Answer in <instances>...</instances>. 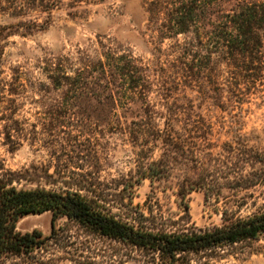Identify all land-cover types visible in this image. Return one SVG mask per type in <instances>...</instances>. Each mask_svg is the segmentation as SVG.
<instances>
[{"label":"rangeland","instance_id":"1","mask_svg":"<svg viewBox=\"0 0 264 264\" xmlns=\"http://www.w3.org/2000/svg\"><path fill=\"white\" fill-rule=\"evenodd\" d=\"M148 1L61 0L52 10L34 7L24 16L15 15L12 4L0 7V175L22 174L15 185L24 189L75 190L80 181L82 193L102 190L114 206L132 201L146 212L151 208L177 220L173 230L213 228L264 211V178L249 186L261 167L252 169L245 162L249 149L264 150V77L256 88L241 81L245 95L236 97L232 68L214 57L197 83H185L173 74L178 64L169 55L170 41L162 46L149 30ZM46 22L45 29L33 27ZM100 40L150 66L155 83L150 102L161 113L155 119L161 129L171 116L176 130L185 134L187 128L193 136L186 147L194 148L196 156L220 168L228 162L229 169L223 168L226 173H220L208 193L195 190L182 201L179 183L197 172L195 163L182 157L166 178L144 179L130 187L146 164L164 152L150 137L136 141L131 135L136 129L132 121L143 116L141 102L128 111L119 109L118 118L108 124L99 100L75 99L67 88L52 84L50 74L61 57L75 58L80 50L95 56ZM146 130L152 133V125ZM183 215L185 220L179 221ZM17 227L48 235L51 214L24 217ZM4 264L25 263L10 258ZM194 264H264V236L231 247L223 258Z\"/></svg>","mask_w":264,"mask_h":264},{"label":"trees","instance_id":"2","mask_svg":"<svg viewBox=\"0 0 264 264\" xmlns=\"http://www.w3.org/2000/svg\"><path fill=\"white\" fill-rule=\"evenodd\" d=\"M59 2L0 0V7L12 4L18 11L15 15L24 16L34 7L52 10ZM146 11L149 30L157 42L163 46L170 41L169 55L178 64L173 74L185 83H197L214 57L232 68L231 89L236 97L245 95L241 81L256 88L264 77V0H149ZM47 24L33 23V27L42 30ZM158 51L164 50L160 47ZM66 61H70L68 66ZM216 76L215 70L214 84ZM50 80L59 89L67 88L75 99L99 100L106 108L108 124L118 118L119 109L128 111L131 104L141 102L143 116L132 121L136 129L131 135L136 141L150 137L162 144L164 152L159 160L146 164L144 172L129 184L132 188L144 179L166 178L182 157L183 162H194L197 169L179 183L178 195L186 203L195 190L208 193L219 183L220 173H226L223 168L229 169L228 162L217 167L196 156L194 148L186 147L193 143V136L187 128L185 134L176 130L173 117L166 116L163 129L155 123L161 113L150 102L155 86L152 71L130 52L100 40L95 56L80 50L75 58L61 57ZM150 125L152 133L146 130ZM245 156L252 169L261 167L249 182L254 186L256 179L264 178V150L249 149ZM21 179L22 174L13 171L0 175V264L10 258L25 264H194L196 260L223 258L231 247L264 236V211L213 228L173 230L177 220L151 208L146 212L132 201L114 206L102 190L82 193L85 186L80 181L78 189L57 191L18 188L15 182ZM45 213L51 214L48 235L38 229L18 230L22 218ZM185 215L189 216L188 204ZM185 215L179 221H184Z\"/></svg>","mask_w":264,"mask_h":264}]
</instances>
